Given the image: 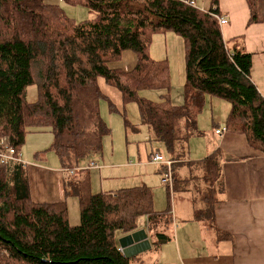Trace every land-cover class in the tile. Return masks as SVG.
I'll return each instance as SVG.
<instances>
[{
    "label": "trees",
    "instance_id": "1",
    "mask_svg": "<svg viewBox=\"0 0 264 264\" xmlns=\"http://www.w3.org/2000/svg\"><path fill=\"white\" fill-rule=\"evenodd\" d=\"M61 1L83 5L93 16L77 21L54 1L0 0V137L22 152L29 132L49 128L50 150L65 172L66 197L33 200L27 164L0 158V264H137L138 255L126 258L120 250L119 238L139 229V219L146 217L158 248L171 239L174 216L170 205L155 211L153 190L145 183L93 192L90 168L79 169L83 161L103 156L104 140L112 133L100 112L107 98L100 79L121 92L124 109L137 104L152 140L175 161L169 201L181 192L200 206L196 217L210 222L224 189L225 155L219 148L202 160L186 161L189 141L202 133L198 116L214 96L231 105L227 131L244 134L264 153V96L251 78L253 55L234 42L240 37L225 40L216 7L204 11L181 0ZM247 3L248 24L264 23V0ZM160 33L183 40L180 103L172 99L169 60L151 55ZM125 50L136 54L135 68H112ZM32 85L38 98L30 102ZM143 90L161 91L160 97H142ZM109 107L115 110L112 102ZM130 123L127 119L126 127L138 131ZM71 196L78 199V224L69 220Z\"/></svg>",
    "mask_w": 264,
    "mask_h": 264
},
{
    "label": "crops",
    "instance_id": "2",
    "mask_svg": "<svg viewBox=\"0 0 264 264\" xmlns=\"http://www.w3.org/2000/svg\"><path fill=\"white\" fill-rule=\"evenodd\" d=\"M194 2L201 10L209 11L216 7L221 14L228 17L229 22L222 26L224 38L228 42L240 37L241 41L234 40V42L253 55L251 78L264 96V23L248 24L250 8L247 0H218L216 4H213V0H194ZM164 42L166 45V38ZM151 55L157 60L164 59L161 54ZM136 64V54L131 50H125L121 59L112 62L110 66L131 71ZM104 93L109 94L105 91ZM172 99L175 103L182 102L183 92L173 91ZM230 109L231 105L227 101L214 96L207 97L198 125H201L202 117L205 119L210 117L212 124H206L202 128L199 126L202 133L190 139L186 156V161H199L219 148L225 155L222 167L224 189L222 193L217 194L219 201L215 205V215L209 218L212 223L203 220L206 222V228L212 230L213 235L208 236L213 238L205 239L201 219L191 215L188 207L178 206V210L172 211L175 230L172 227L171 239L157 248L156 264H264V153L251 147L242 133L228 129L222 138L216 135V129L225 126ZM207 143L210 146L206 148ZM155 152L150 151L149 158ZM36 159L27 163L33 200L37 202L65 200V172L61 165L54 169L40 163L38 156ZM91 162L95 161L88 159L83 161L82 165L87 167ZM150 162L154 163L153 157ZM95 163L100 165L98 167L100 169L94 167L90 168V171L99 170L102 187L104 183L105 185L118 183L113 188L121 187L119 185L123 184L124 188L132 187L131 185L137 186L139 181L154 188L156 200L157 195L162 194V187L159 184H163L164 181L162 166L159 164L155 163L154 166L158 178L144 180L142 177L137 178L136 173L129 177L130 174L128 175L125 168L127 165H119L117 168L110 165L101 166L97 159ZM159 174L163 183L160 182ZM185 197L191 200L188 196ZM166 198L167 205L163 209L155 208L157 201H154L155 211L163 213L169 208L168 191ZM74 199L75 197H68L67 202ZM189 208L193 209V206ZM180 214L181 219H179ZM69 220L73 223L70 212ZM143 222L145 223L143 228L147 229L146 217ZM148 234L151 241L154 236L149 231Z\"/></svg>",
    "mask_w": 264,
    "mask_h": 264
},
{
    "label": "rangeland",
    "instance_id": "3",
    "mask_svg": "<svg viewBox=\"0 0 264 264\" xmlns=\"http://www.w3.org/2000/svg\"><path fill=\"white\" fill-rule=\"evenodd\" d=\"M50 2H59L63 9L65 10L66 14L77 21L85 20L91 18L93 15L90 13L88 8L83 5H69L63 3L61 0H48ZM166 38V45L164 39ZM229 44V43H228ZM231 45V44H229ZM154 53L155 55H162L164 59H168L170 62L171 67V77H172V91H180L183 92V85L185 82V60H184V44L183 40L180 36L174 33H160L156 34L153 39V43L151 46V54ZM100 85L103 87V90L107 94V98H104L100 102V112L101 116L104 120L108 123V125L112 129V133L107 136L104 140V150L102 157L92 158L93 161H99L101 166L103 165H110L113 167H118L119 165H127L125 168L128 172L129 177L134 175L135 173L138 175L137 178H143L150 180L153 177H157L155 174L154 166L155 163L150 162L152 159L149 158L150 151H156V149L161 150V152H165L164 145L158 141L152 140L151 133L147 127V125L142 124L139 108L135 102L129 103L126 109L123 108V96L121 92L110 85H106V82L103 78L100 79ZM108 90V91H106ZM160 91L158 90H143L140 92L142 97H145L150 100H158L160 97ZM38 98V90L36 85L29 86L27 89V100L30 102L35 101ZM109 102H112L114 105L115 110H111L109 107ZM200 115L198 116V122L200 119ZM136 125L138 131L132 129L133 127L130 126V129L126 127V120ZM130 123V124H131ZM199 125L201 128L204 127L206 124H212L210 117L206 119L202 117V121ZM208 129V127L206 126ZM26 143L22 148V155L23 160L25 163L34 162L36 156H38V160L44 166L57 169L60 167V161L56 153L50 150V146L53 141V134L49 128H45L40 131L29 132L26 137ZM209 143L205 146L206 148L209 147ZM153 148V149H152ZM157 165V164H156ZM100 166V165H99ZM79 167H85L84 165H80ZM100 169V168H97ZM93 169L91 171V178L93 181L92 188L93 192H108L110 190H118L124 188L123 185H119L121 187L113 188V186H117L114 183L113 185H107L104 183L103 187L101 185L102 176H100L99 170ZM160 176V182H162V176ZM113 183V182H112ZM143 182L137 181V185L142 184ZM110 184V181H108ZM146 184V183H145ZM148 185V184H147ZM134 186V185H131ZM162 187V194L156 196L154 194V201L155 208H165L167 205V185L165 183L159 184ZM112 187V189L110 188ZM159 192V190H158ZM73 197V196H71ZM74 201V202H73ZM69 202V212H70V219L71 224H78L80 221V210H79V203L77 198L75 197L74 200L68 201ZM168 204L171 206L172 211L178 210V206L180 208L188 207L190 214L195 215L199 210V207L196 203H193L191 200L186 198L184 195L177 193L174 197V202L169 201ZM193 206V209L189 208V206ZM169 206V207H170ZM176 216V214H175ZM182 215H179V219H181ZM145 217H141L138 221L139 229L143 228L145 223L143 220ZM200 223L203 227V231H205L204 238L207 239L209 237L213 238V236H208L212 234V230L206 228V222L200 220ZM175 223H174V230H175ZM138 259L136 260L137 264H156L158 258V250L157 248H152L146 252L139 254Z\"/></svg>",
    "mask_w": 264,
    "mask_h": 264
},
{
    "label": "built area",
    "instance_id": "4",
    "mask_svg": "<svg viewBox=\"0 0 264 264\" xmlns=\"http://www.w3.org/2000/svg\"><path fill=\"white\" fill-rule=\"evenodd\" d=\"M181 1L186 4L195 6L194 0H181ZM215 17L218 19L221 27L229 22V19L225 14H221V13L217 15L215 14ZM226 132H227V127L224 126L216 130V135L222 138ZM0 158L3 163L9 160H17L19 162L27 164L23 160L22 152H18L16 148L10 144L9 139L7 137H0ZM153 162L166 168V171L163 173V181L167 186H169L172 189L173 188L172 167L175 161L173 159L168 158L164 154L157 152L153 156ZM94 167L98 168L99 165L95 162H91L89 166L79 167V169H88ZM120 250L123 251L121 248Z\"/></svg>",
    "mask_w": 264,
    "mask_h": 264
},
{
    "label": "water",
    "instance_id": "5",
    "mask_svg": "<svg viewBox=\"0 0 264 264\" xmlns=\"http://www.w3.org/2000/svg\"><path fill=\"white\" fill-rule=\"evenodd\" d=\"M119 244L126 258L135 257L152 248L147 229L141 228L123 235Z\"/></svg>",
    "mask_w": 264,
    "mask_h": 264
}]
</instances>
